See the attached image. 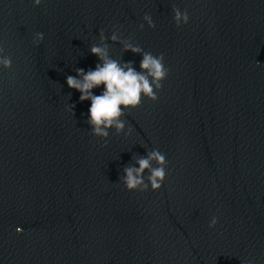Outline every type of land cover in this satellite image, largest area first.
<instances>
[{"label": "clouds", "instance_id": "1", "mask_svg": "<svg viewBox=\"0 0 264 264\" xmlns=\"http://www.w3.org/2000/svg\"><path fill=\"white\" fill-rule=\"evenodd\" d=\"M41 3L42 0H34V6H39ZM173 13L177 27L189 22L186 10L182 12L174 7ZM143 20L149 28L156 27L151 15L145 14ZM138 27L139 30H143L144 24ZM43 39V33H35L34 43L39 44ZM109 39L113 43L121 44L124 52L130 51L142 56L139 71L135 68L134 62H123L122 59L117 60L110 56L109 44L106 42ZM90 52L99 60L95 68L74 69L76 74L67 76L66 83L70 89L80 93L81 102H91L86 123L90 125L91 134L104 140L102 146L106 147L110 129H115L118 135L121 133L125 136L131 135L133 129L129 127L125 132L126 124L123 117L131 110L140 107L144 98L156 102L159 99L157 93L163 88V82L167 79L170 70L165 65L163 53L153 55L144 51L138 43H134L133 37L122 38L119 25H113L110 37H107L101 29L99 43H93ZM0 68H12V58L5 55L3 46H0ZM101 86L103 91L99 95L94 94L93 90ZM74 108V104H69L66 110L74 114ZM167 169L166 154L154 148L147 151L145 156H137L134 165L126 166L120 180L128 191L144 192L149 190V186L152 191H158L169 174ZM217 223L218 218L213 216L208 226L214 228ZM16 231L22 232L23 229L17 227ZM242 264H253V262L246 261Z\"/></svg>", "mask_w": 264, "mask_h": 264}]
</instances>
